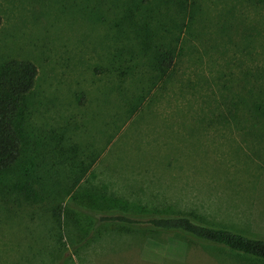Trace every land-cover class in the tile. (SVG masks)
<instances>
[{
  "label": "rangeland",
  "instance_id": "374dc122",
  "mask_svg": "<svg viewBox=\"0 0 264 264\" xmlns=\"http://www.w3.org/2000/svg\"><path fill=\"white\" fill-rule=\"evenodd\" d=\"M0 17V63L38 71L12 176L29 196L0 200V264H264L97 219L264 239V0H0ZM86 204L94 224L71 214Z\"/></svg>",
  "mask_w": 264,
  "mask_h": 264
},
{
  "label": "trees",
  "instance_id": "16d2710c",
  "mask_svg": "<svg viewBox=\"0 0 264 264\" xmlns=\"http://www.w3.org/2000/svg\"><path fill=\"white\" fill-rule=\"evenodd\" d=\"M1 22L0 17V26ZM172 61L173 58L169 53L163 54L159 63L161 69L165 72L169 70ZM37 74V68L31 62L15 59L0 63V200L6 203L19 200L17 199L19 196L23 199L29 196L26 187L13 191L15 182L12 183V176L17 174L15 170L20 166L23 155L18 119L22 113L25 98L35 87ZM256 110L264 116V108L258 106ZM20 180L28 186L26 176H20ZM82 208L79 209L82 212L72 209V216L75 217L80 213L84 215L88 223L94 224L93 219L96 218H94L93 207L86 204ZM51 214L55 219H60L61 207L57 206L56 209L51 210ZM97 219L99 223L105 225L176 233L264 263V239L249 237L227 228L206 226L196 222L190 215L179 214L137 220L125 214L110 212L101 216L97 215Z\"/></svg>",
  "mask_w": 264,
  "mask_h": 264
}]
</instances>
